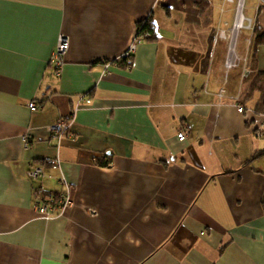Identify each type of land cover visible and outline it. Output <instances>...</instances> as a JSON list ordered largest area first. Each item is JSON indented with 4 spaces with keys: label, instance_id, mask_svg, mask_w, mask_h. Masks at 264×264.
<instances>
[{
    "label": "crops",
    "instance_id": "obj_1",
    "mask_svg": "<svg viewBox=\"0 0 264 264\" xmlns=\"http://www.w3.org/2000/svg\"><path fill=\"white\" fill-rule=\"evenodd\" d=\"M237 1L0 0V264H264V113L251 91L264 45L242 31L226 71L212 37ZM243 4L264 31V7ZM149 16L156 41L139 40L124 67ZM72 115L58 143L49 127ZM62 176L71 206L42 219L35 206L63 195Z\"/></svg>",
    "mask_w": 264,
    "mask_h": 264
},
{
    "label": "built area",
    "instance_id": "obj_2",
    "mask_svg": "<svg viewBox=\"0 0 264 264\" xmlns=\"http://www.w3.org/2000/svg\"><path fill=\"white\" fill-rule=\"evenodd\" d=\"M229 2H231V0H229ZM259 4L264 6V0H258ZM238 10H236V14H235V20L233 23V31L235 29V26L237 24V18H238V14H239V7L237 8ZM241 14V11H240ZM242 15V14H241ZM245 20V17L242 15V22H241V26H236L237 27V31L240 29H244V25L243 22ZM248 24H250V21L248 20ZM246 29H249V27H247ZM236 31V32H237ZM220 38L222 39H228L229 35H225L223 32L220 35ZM230 39V38H229ZM139 40L136 39L134 41V43H132V45L130 46L129 50L127 52H125L121 57L120 60H125L130 58V56L133 54L134 50H135V45ZM68 48V42L65 38L60 37V39L58 40L55 50L53 51L51 58H50V65H53L55 67L56 70V76H59V70L60 67L62 65V56L65 54L66 50ZM230 45L228 44L227 46V58L226 61L224 62V67L226 69V71H229L230 69H232L235 65V62L237 61V56L234 53L233 57H231V53L233 51V49H229ZM110 65V63L104 62L103 66L106 68H108ZM223 93L224 90H220L218 96L219 97H223ZM79 104L75 106V110H78L79 108ZM28 108L30 109L31 112H36L38 110V106L36 105L35 102L31 101L28 104ZM239 111L241 112L242 109L239 108ZM73 122V115L70 116L69 118H66L62 121H59L58 123L51 125L49 127V131L52 135V137L54 139H56L59 143V141H61V138L63 137V135L69 131L70 126L72 125ZM185 133L183 131L178 132V139L179 141H184L185 140ZM258 137L263 136L262 134L258 133L257 134ZM22 140L24 141L25 145L27 144V137L23 136ZM48 164L51 165L52 167H57L59 166V159L55 158L53 160L48 161ZM27 175L30 179H37L39 177L42 176V170L41 168H33L31 170H29L27 172ZM60 183L61 186L64 189V193L63 195H61V197H59L58 200H55L53 197H49L47 199H44L43 201L39 202L37 204V206H35V211L36 213L42 218V219H50L51 216L53 215V212L56 209L59 210H63L66 207L71 206V201H70V197H69V191H70V186L66 183L65 178L62 176L60 179ZM57 206V207H56Z\"/></svg>",
    "mask_w": 264,
    "mask_h": 264
},
{
    "label": "trees",
    "instance_id": "obj_3",
    "mask_svg": "<svg viewBox=\"0 0 264 264\" xmlns=\"http://www.w3.org/2000/svg\"><path fill=\"white\" fill-rule=\"evenodd\" d=\"M253 32V49L255 50L258 46L264 45V31L259 29L258 27L252 28ZM136 39L144 40L148 42L156 41V33H155V25L152 20V17L149 16L147 19L139 22L136 26ZM132 55L130 58L122 60L125 61L124 67H130V64L126 63L131 60ZM259 94L258 103L256 106V111L260 113H264V74H261L255 79L252 84V90ZM260 155H264L261 153ZM53 197L55 200H58V196H50ZM264 209V203H262Z\"/></svg>",
    "mask_w": 264,
    "mask_h": 264
},
{
    "label": "rangeland",
    "instance_id": "obj_4",
    "mask_svg": "<svg viewBox=\"0 0 264 264\" xmlns=\"http://www.w3.org/2000/svg\"><path fill=\"white\" fill-rule=\"evenodd\" d=\"M228 1V3H229V0H227ZM231 3V2H230ZM260 6L261 7H264L263 5H261L260 4ZM239 7V9H240V11H241V14L245 17V9H244V4H243V0H242V4H241V6H240V0H238L237 1V3H236V5H235V12H236V10H238L237 8ZM236 14V13H235ZM235 14H234V18H233V22H232V24L230 25V26H228V27H222V28H218V29H216V30H214L213 32H212V37H213V39H217L218 41H220V42H222V43H225L227 46H228V44L230 45V48L229 49H233V51H232V53H231V57H233V54L235 53L236 54V52H235V46H236V41H235V39H236V37H238V35L240 34V33H242V31H252V28H253V26H252V23H251V21H250V24H248V19L247 18H245V20H244V22H243V25H244V29H240V30H238L237 32H233L232 33V31H233V23H234V20H235ZM247 27H249V29H246ZM224 33L225 35H229V38L228 39H222V38H220V35H221V33ZM227 46H226V53H227ZM226 58H227V54L225 55V59H224V62L226 61ZM202 66L204 67V65L206 64V61L205 60H202ZM237 64V61L235 62V64L234 65H236Z\"/></svg>",
    "mask_w": 264,
    "mask_h": 264
},
{
    "label": "bare ground",
    "instance_id": "obj_5",
    "mask_svg": "<svg viewBox=\"0 0 264 264\" xmlns=\"http://www.w3.org/2000/svg\"><path fill=\"white\" fill-rule=\"evenodd\" d=\"M242 4V0H240V6ZM241 22H242V15L240 14V11H239V14H238V18H237V24L236 26H241ZM235 26V29H234V32L237 31V27Z\"/></svg>",
    "mask_w": 264,
    "mask_h": 264
}]
</instances>
